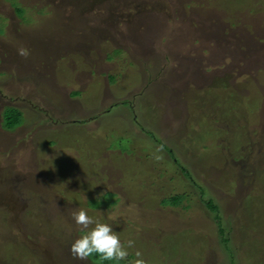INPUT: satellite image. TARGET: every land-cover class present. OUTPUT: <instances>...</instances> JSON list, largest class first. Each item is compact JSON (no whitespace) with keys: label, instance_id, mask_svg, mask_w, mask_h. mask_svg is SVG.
Here are the masks:
<instances>
[{"label":"rangeland","instance_id":"374dc122","mask_svg":"<svg viewBox=\"0 0 264 264\" xmlns=\"http://www.w3.org/2000/svg\"><path fill=\"white\" fill-rule=\"evenodd\" d=\"M1 27L0 264H91L79 209L146 264H264V0H0Z\"/></svg>","mask_w":264,"mask_h":264},{"label":"clouds","instance_id":"9594fccd","mask_svg":"<svg viewBox=\"0 0 264 264\" xmlns=\"http://www.w3.org/2000/svg\"><path fill=\"white\" fill-rule=\"evenodd\" d=\"M17 54L22 58H27L29 52L21 48L17 50ZM154 158L161 160L162 156L157 155ZM71 217L77 229L84 233L75 239L69 248V253L74 260L87 262L94 255L100 261L119 262L129 258L128 249L134 247L133 240H128L125 245L110 225L99 222L83 209L73 211ZM135 257L136 259L130 264H146L139 251L135 253Z\"/></svg>","mask_w":264,"mask_h":264},{"label":"trees","instance_id":"16d2710c","mask_svg":"<svg viewBox=\"0 0 264 264\" xmlns=\"http://www.w3.org/2000/svg\"><path fill=\"white\" fill-rule=\"evenodd\" d=\"M19 8L17 9L16 13L21 18V16H23V13H22V9H19ZM22 19H24V18L22 17ZM117 54H119V52H116V55ZM110 81L115 82V79L111 78ZM25 122H26V119L24 117V114L20 110H18L17 108L6 107L4 109V112L2 114V129L4 131L11 132V133L15 132L17 129L24 126ZM148 137H150L151 139L153 138L151 136V134H148ZM158 144L162 145V143H159V142H158ZM120 145H123V143L121 142ZM120 148H123V147H120ZM163 148L168 152V149H166L165 147H163ZM169 154L173 158V154H171L170 151H169ZM174 160H176V159H174ZM177 164L180 165L179 163H177ZM182 172H183V176L185 178H188V179L190 178L189 173L184 168L182 169ZM201 194H202L201 195V197H202L201 202H202L203 206L211 214H213L215 219H216V222H217V225L219 228V234L218 235L220 236V242L224 246V248L226 250H228L229 249V247H228L229 238L226 235V230L223 228V225H222V219H221L219 207L216 205V203L213 200H210V199L206 200L205 199V192L203 191V189H201ZM190 197L191 196L188 195L187 193H185L184 195L170 196L169 198H165L161 202V206L166 207V208H175V209L176 208H183V210H187V209H189V207L184 206L183 204L190 202V199H191ZM120 201L121 200L115 194L108 193V194H104L99 199H95L94 201L89 202L88 207L92 210H100V209H105V210L110 209L111 210V209L115 208L116 206H118ZM164 246H165V249L169 252L172 249H174V250L178 249L177 251L180 254L181 250H179L180 248L178 247V244L176 241L173 242V240L170 239V240L164 242ZM134 252L129 254V258L127 260H123V261H119V262H117V261H100L99 258L95 255L90 257L89 261L91 262V264H130L131 261H134L136 259Z\"/></svg>","mask_w":264,"mask_h":264},{"label":"flooded vegetation","instance_id":"af4514ba","mask_svg":"<svg viewBox=\"0 0 264 264\" xmlns=\"http://www.w3.org/2000/svg\"><path fill=\"white\" fill-rule=\"evenodd\" d=\"M17 14V13H16ZM1 29V34H2V32H3V29H2V27L0 28Z\"/></svg>","mask_w":264,"mask_h":264}]
</instances>
